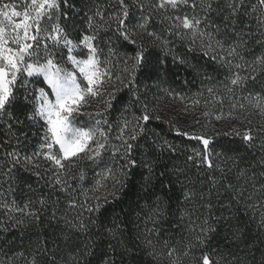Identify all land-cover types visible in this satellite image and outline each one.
I'll list each match as a JSON object with an SVG mask.
<instances>
[{
	"label": "snow or ice",
	"instance_id": "snow-or-ice-1",
	"mask_svg": "<svg viewBox=\"0 0 264 264\" xmlns=\"http://www.w3.org/2000/svg\"><path fill=\"white\" fill-rule=\"evenodd\" d=\"M249 3L251 11L246 0H228L222 27L213 19V14L220 12L218 0H152L147 6L143 0H117L118 9L115 12L105 16L97 9L87 17L84 29L78 30L70 23L67 11L72 7L70 0H0V124H6L11 129L12 123L6 121L23 124L27 120L39 125L40 135L38 149L31 156H22L19 149L4 153L0 180L6 184L15 179V173L20 171L40 176L42 165L39 161L43 160L51 164L45 171H54V184L60 186L62 192H68L69 189L76 190L69 183L75 177L66 174L79 161L87 159L100 168L91 199H85L83 203L70 199L68 206L79 211L71 218L68 214L61 217L65 240L82 234L95 237L83 247H77L73 242V264H83L92 256L95 243L100 238L114 242L110 244L112 251L122 244L127 225L119 215L115 219L109 217L107 223L104 218L109 212H115L130 184L135 187L139 182L138 187L144 193L141 199L152 201L155 198L149 217L153 225L165 218L160 194H166L173 186L171 176L175 173L157 170L160 167L157 149L164 147L176 152L177 148L167 140L161 144L157 139H151L155 133L149 127L151 121L161 117L155 107L158 98L147 82L163 80L161 73L166 71L155 49L170 50L169 40L151 27L157 19L166 24L168 36L187 42L190 50L200 49L228 70V82H220V86L229 94L231 110L226 117L221 114L216 119L227 120L236 135H241V132L232 122L244 125L242 138L251 146L259 140L261 156L257 164L264 168V124L253 126L252 120L253 115L264 119V90H248L249 81L256 80L257 70L264 73V52L250 53L248 38L252 35L251 30L241 33L235 27L241 16H252L260 34L264 35V0H258V3L249 0ZM101 33L105 34L103 38ZM261 43L264 46V42ZM248 55L251 59L246 58ZM179 62L185 63L182 59ZM242 68L250 69L249 74L241 75L239 71H234ZM125 91L128 101L120 98ZM207 92L219 103L225 102L224 96L218 95L217 85L209 86ZM150 94L153 96L151 100ZM90 101H99L103 111L90 114L99 117L92 122H79L78 118L85 114L83 110L91 107ZM17 110L23 119L15 115ZM107 115H111L112 119L109 120ZM176 131L178 135L202 142L204 151L194 150V155L187 158L193 164L217 170L224 176L226 171L231 172L241 162L227 150L216 151L215 145L210 149V139L203 135ZM213 157H219L224 166L214 163ZM250 168L251 163L239 169L237 178L254 181V177L248 175ZM261 175L264 176V172ZM80 179H84L83 174ZM209 182L212 188L223 187L216 178ZM189 183L192 181L189 180ZM251 187L261 198L259 205L252 203L251 207L264 209V183L259 189L255 182ZM225 191L232 193L238 203L253 199L251 194L245 197L247 189L243 186L238 188L229 183ZM4 195L0 191V197ZM194 196L203 202L201 207L211 212L212 204L210 200L205 201L203 191L184 193L186 201H191ZM32 203L29 201L23 207L14 205L10 209L21 214L20 217H9L14 226L23 228L39 223L40 213L30 209ZM35 203L43 207L46 201L41 197ZM4 206L8 207L7 204ZM120 212L125 217L129 215L123 208ZM260 216V227L264 228V212ZM222 219L225 223L229 222L227 216ZM150 231L159 235L155 227ZM190 231L194 233L190 247H195L204 246L211 239L210 234L218 229L205 217ZM242 236L238 228L232 232L237 248ZM144 242L150 249L149 255L155 258L157 253L152 239L145 236ZM55 251L54 248L53 255L48 257L47 247L38 244L30 264H39V260H45V264H58ZM165 254L171 264H178V249L168 247ZM183 254L188 255V252ZM17 255L22 256L23 253ZM0 264H12V261L0 259ZM101 264H115V261L109 255ZM202 264L216 262L203 254ZM224 264H245V261L233 255L231 260L225 258Z\"/></svg>",
	"mask_w": 264,
	"mask_h": 264
},
{
	"label": "trees",
	"instance_id": "trees-1",
	"mask_svg": "<svg viewBox=\"0 0 264 264\" xmlns=\"http://www.w3.org/2000/svg\"><path fill=\"white\" fill-rule=\"evenodd\" d=\"M143 2L147 6L152 0H143ZM70 3L72 7L67 9L70 23L78 30L84 29L87 17L97 9L105 16L118 9L117 0H70ZM218 3L220 12L219 14L214 13L213 19L223 27L222 21L227 15L228 0H218ZM251 3H258V0H251ZM246 4H249V11H251L249 0H246ZM214 7H216L215 4ZM184 11L189 10L184 9ZM249 26H251L250 29ZM151 27L169 40L170 49L169 51L160 47L155 49L166 71L161 73L163 80L147 82L152 93L158 98L155 107L161 117L159 120L150 122L149 127L155 133L151 139H157V142L161 144L167 140L177 148L176 152H170L164 147L157 149L160 163L157 170L175 173L171 176L173 186L166 194H160L162 208L166 215L158 224L153 225L149 217L156 202L155 198L152 201L141 199L144 193L138 187L139 182H136L135 187L130 184L126 194L116 205L115 212H109L108 217L104 218L107 223L109 217L115 219V216L119 215L120 220L127 225L122 236V244L112 251L110 244L114 242L105 238L98 239L94 246V254L83 264H101L102 260L109 255L115 264H171L165 254L168 247L179 250L178 264H202L203 254H207L216 264H224V259L231 260L233 255H238L245 261V264H264V228L260 227V213L264 212V209L257 210L251 207L252 203L257 205L261 203V198L253 192L251 184L255 182L256 188L259 189L260 184L264 183V176L261 175L264 168L257 164L261 156L260 143L257 140L255 146H251L243 140L244 125L232 122L241 132V135H236L229 127L227 120L218 121L216 119V116L221 114L226 117L231 110L228 101L229 94L220 86V82H228L229 72L226 68L220 67L210 55H204L200 49L190 50L187 42H181L178 37L168 36L166 24H161L158 19ZM235 27L241 33L251 30L252 35L248 38L250 53L264 52V46L261 43L264 42V35L260 34L259 27L252 16H241ZM101 36L103 38L105 34L101 33ZM128 51H131V47ZM246 58L251 59V55ZM181 59L185 63H180ZM234 71H239L241 75H248L250 69L242 68L234 69ZM255 75L256 80L249 81L248 90L260 92L264 90V73L257 70ZM206 77H211V79ZM213 85L218 86V95L224 96L223 104L207 92V88ZM164 89L168 91L165 92ZM198 93L201 95H197ZM243 94L246 95V93ZM181 97L194 98L193 107H184L181 104ZM120 98L128 101L127 92H122ZM149 99H153L151 94ZM15 115L21 116L20 111L17 110ZM82 117L85 123L99 118L90 114ZM107 118L111 120L112 116L107 115ZM252 120L253 126L264 124V119L259 116L253 115ZM6 123H12V128L8 129L6 124H0V145L3 146L0 148V164H3L5 160L4 153L13 149L21 150L22 156L24 154L31 156L34 150L38 149L40 139L39 125H33L27 120L23 124H16L14 121H6ZM177 129L209 138L210 149L215 145L216 151L227 150L230 155L241 161L240 164L231 172L226 171L224 176H221L217 170H208L204 165L193 164L187 158L194 155V150L204 151L202 142L189 136L178 135ZM225 132L231 134L224 135ZM39 162L42 165L40 176L20 171L15 173V179L6 184L0 180V185H2L0 191L5 194L0 197V259L12 261V264H30L34 249L39 244L47 247L48 257L53 255L55 248V259L58 264H64L65 261L67 264H73L71 260V253L74 251L73 242L77 247H83L95 237L82 234L79 237L72 236L70 240H65L61 217L68 214L71 218L79 211L68 206L70 199H75L78 203L91 199L92 188L95 181L99 179L97 173L100 168L90 160L79 161L71 168L70 173L66 174L75 177V179H70L69 183L76 190L69 189L68 192H62L60 186L54 184V171H45V168L51 167L50 162L43 160ZM213 162L220 163L221 167L224 166L219 157H213ZM249 163L252 164V168L248 170V175L253 176L254 181H248L244 177L238 179V170L246 168ZM81 174H83V180L80 179ZM212 178L220 180L223 187L218 185L217 188H212L209 182ZM189 180L192 183H189ZM229 183L238 188L243 186L247 189L245 197L251 194L253 199L251 201L245 199L244 202L238 203L232 193L225 191ZM186 191L196 193L203 191L205 201L210 200L212 204L211 212L201 207L203 202L198 196H194L191 201H186L184 199ZM41 197L46 201L43 207L35 203ZM29 201L33 202L30 209L40 213L39 223L23 228L14 226L9 217H20L21 214L10 211V209L14 205L23 207ZM56 201L58 203H54ZM5 204L8 205L7 208ZM121 208L129 213L127 217L120 212ZM226 216L229 218L228 223L222 219ZM205 217L209 218L218 231L210 234L211 239L204 246L190 247L194 240V233L190 229L195 228L197 223ZM153 227L158 229V236L150 231ZM237 228L243 233L238 248L236 247L237 242L232 237V232ZM145 236L152 239L153 248L157 253L155 258L149 255L150 249L144 242ZM184 252H188V255H184ZM17 253H23V255H17ZM39 264H45V260H39Z\"/></svg>",
	"mask_w": 264,
	"mask_h": 264
},
{
	"label": "rangeland",
	"instance_id": "rangeland-1",
	"mask_svg": "<svg viewBox=\"0 0 264 264\" xmlns=\"http://www.w3.org/2000/svg\"><path fill=\"white\" fill-rule=\"evenodd\" d=\"M194 98L192 99H181V104L184 105V107H189L192 106L193 107V103H194ZM91 103V107H86L83 111L85 114H94L97 111H103V107L102 105L99 103V101H90ZM84 114V115H85ZM83 115H81L78 120L79 122H83L85 123L86 121L83 119L82 117ZM81 119V120H80Z\"/></svg>",
	"mask_w": 264,
	"mask_h": 264
}]
</instances>
